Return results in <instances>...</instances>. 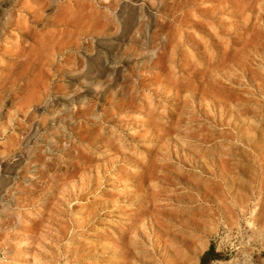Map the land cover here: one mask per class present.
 I'll return each mask as SVG.
<instances>
[{
  "label": "rangeland",
  "instance_id": "374dc122",
  "mask_svg": "<svg viewBox=\"0 0 264 264\" xmlns=\"http://www.w3.org/2000/svg\"><path fill=\"white\" fill-rule=\"evenodd\" d=\"M106 1L19 0L17 3L13 2L11 7L7 6L0 10V17L9 13L14 14V18L11 17L12 23L14 21L13 26L11 25L6 31V40L1 49L4 58L0 62V157L10 154L16 148V144L25 136L30 124L35 123L39 128L46 126L45 130L39 132L37 140L30 143V146L23 151L22 166L26 165L23 169V173L26 174L17 175L12 180L10 195L0 202V223L4 220L5 214H8V220H11L8 231H5L4 225L0 228V264H64L66 260L71 264H117L115 260L107 261L106 256L113 253V248L105 241L109 236L125 228L127 216L108 206L106 211L103 210L102 213L99 212L100 215L95 216L94 224L86 226L88 218L92 217V212L107 203H123L126 201V196L130 195L129 197L133 198L140 195L141 192H138L140 190L125 188V185L129 184L136 175V178L141 176L144 172L141 169L143 167L147 169L149 162L152 163L166 156L169 148L174 150L175 147H179L181 139L189 132L196 135L202 133L211 138L197 157L201 161H209L208 165H212L210 168L196 167L181 173L186 179V184L199 190L197 196L185 194L183 188L176 189L179 196L175 195V198L182 200V203L178 204L181 206L176 207L173 213L180 216L182 219L180 221L187 224L189 221L187 219L191 215L196 218L210 217L207 220H193L198 227L194 236L195 245L204 249L195 255L191 262L200 264L203 256L214 254L215 260L213 262L207 260L206 264L235 259L242 264H264V241L258 243L256 241L260 238L253 239L264 229V100L251 98L249 96L251 88L249 93V90L243 89L241 91L245 99L232 108L234 113L241 114L244 123L247 124L246 127L251 128L244 132L245 141L241 144L244 152L238 153V143L221 141L224 133L200 127V120L194 113H185L187 110L181 107V101L184 98L185 101L193 99L196 104L199 99L190 89L182 90L181 94L178 93L180 96L177 94L179 97L174 96L176 95L174 83L179 86L187 78L190 70H194L196 66L194 59L195 56L201 58L200 55L197 56L200 52L193 54V59L192 53L187 55L179 45L173 55L170 52L171 47L179 42L175 39L168 49L169 52L163 53L162 56H166L161 61L162 64L164 62L167 64L162 65L159 62L155 68L149 61L152 59L156 61L154 58L160 51L157 45L164 41L166 33L168 35L172 32L171 29L175 30V25L178 27L180 26L178 23H182L181 26L190 29L194 26H191V21L195 25L197 23L190 17L200 14L199 16L205 15L206 19H210L212 15L210 20L213 19L214 22L210 21V27L203 26L204 30L207 28L212 30L219 25L220 27L217 28L224 30L218 31L230 37L242 25L248 28V33L246 32L242 39H238L240 44L238 40L236 44L234 43L236 46L234 51H238V46L242 44L239 53L251 54L254 72L264 77V65L255 57L264 56V0H222L226 3L222 1L218 3V0H164V4L161 5L165 6L164 9L161 6V9L155 7L158 0H141L136 4L128 0L133 7L142 9L144 13H151L156 20L171 12L170 16H174L173 22L179 21L186 15L191 21L184 18L185 20L182 19L184 24L181 20L177 24L172 22L175 25L171 29L173 24H167L159 41L157 40L158 44L154 43L152 48L149 46L148 50L143 52L140 48L136 49L131 41L124 43L120 46L121 50L120 48L117 50L121 54L122 63H109L108 67L111 68L105 73L106 76L100 77L97 76L99 61L96 62L94 58L99 55L110 61L112 53L111 49L98 46L91 37L96 36L97 29L103 24L109 23L110 33L117 31V24L111 22V16L126 0H111V9L104 6ZM176 2L180 3L179 8ZM233 3L238 6H233ZM242 4L246 8L249 5L255 6L251 11L249 10V13L248 8L246 9ZM259 6L261 9H257L260 8ZM205 10L207 13L210 12L207 14ZM243 10L245 13L240 12ZM254 10L253 13L259 11L260 15L253 14ZM252 15L259 18L255 17V20ZM95 25L96 29H94ZM142 25L143 22L137 24L130 34V39L137 38ZM151 29L150 32L153 33L157 29V24L154 23ZM18 32L20 35L17 34ZM192 33L193 30L185 31L191 42L195 39ZM249 37H255L252 38L254 42L251 41L246 45L245 42L250 39ZM227 39H222L224 41L222 46L231 42L229 38ZM246 39L247 41H244ZM196 40L197 38L194 40L197 43L199 40ZM14 41L17 43L15 44ZM133 50L138 52V56L133 54ZM139 51L143 54L147 52L141 56ZM96 52L99 53L96 55ZM181 53L186 54V58L188 56L186 59V62L189 60L188 65L185 64V67L180 63ZM206 55L209 57L210 53ZM145 58L148 60H144ZM142 61H146L144 65L148 66V71L141 66L142 70L127 72L128 67L141 65ZM158 65L161 67L159 68ZM88 71L91 73L88 74ZM180 71L183 72V77L180 76ZM127 73L131 75L128 76ZM156 74L160 75L158 79L161 82L155 78L158 76H155ZM175 78L178 80L176 81ZM166 82L171 84L170 88ZM167 84L168 86H165ZM202 104L203 107L199 109L209 113L207 100ZM168 117L170 121L167 120ZM173 119L179 125L175 124ZM200 122L202 123V120ZM198 127L201 128L200 131H197ZM232 128H229L230 134L233 133ZM158 137L161 138L159 142ZM28 152L32 155L30 162L25 159ZM219 157L225 162L226 171L213 169ZM173 165L177 168L176 164ZM203 171L208 172L207 177L211 178L210 182L205 181ZM109 174L111 175L108 176ZM115 176L117 179L114 178ZM86 184L87 186L89 184V189ZM17 188L21 191L25 190L22 191L23 195L16 197L19 206L5 210V204L13 203V194L19 191ZM26 191L31 195L29 199ZM3 193L5 192H2V195ZM204 199L207 200L208 207H205ZM169 203L165 201L168 206L173 205V202ZM132 211L126 210L125 215L133 213ZM148 219L150 215L146 220ZM173 229L175 228L172 227ZM224 229L231 234L226 239L221 233ZM167 235L175 236L172 232ZM247 236L250 238L245 239ZM220 240H222L221 244H219ZM246 241L248 243H245ZM150 248V244H147L145 247L135 248V251L144 254L149 252ZM85 254H96L100 259L102 258L101 262L91 260L89 262L84 259L80 261L79 256ZM184 257L182 256V259Z\"/></svg>",
  "mask_w": 264,
  "mask_h": 264
},
{
  "label": "bare ground",
  "instance_id": "6f19581e",
  "mask_svg": "<svg viewBox=\"0 0 264 264\" xmlns=\"http://www.w3.org/2000/svg\"><path fill=\"white\" fill-rule=\"evenodd\" d=\"M129 1L135 2V4H136V3L140 2L141 0H129ZM163 1L164 0H158L155 4V7L157 9L158 8L161 9L160 6L162 4H164ZM221 1L222 0H218L217 2L219 3ZM13 2L15 3L16 1H14V0H11V1L10 0H0V10H3V8H5L7 6L11 7L13 5L12 4ZM17 2H19V0ZM111 2L112 1L110 0L109 2L105 3L104 6L107 9H109ZM178 2H176V3H178ZM228 2H230V1H228ZM40 3H41V1H40ZM40 3H38V4H40ZM223 3H226V2H223ZM230 3H232V2H230ZM179 4L180 3H178L177 6ZM220 4H222V3H220ZM244 4H246V3H244ZM132 5H131V3L129 4L128 0H126L125 2H122L121 6H119L117 12H115V13L113 12L114 14H113V16H111V18H112L111 22L113 21L117 24V31L116 32H114V33L109 32L110 25L108 23V25L107 24L106 25H104V24L100 25V29H97L98 31H96L97 32L96 36L94 35L95 37H91V38H94V40L93 39L92 40L95 41V43H97L98 46L111 49V53H112L110 61L105 60L106 58L104 59L103 57L97 55L99 52L98 53L96 52L97 56L95 58H94V56H92L94 59H96L95 60L96 62L99 61V67L97 68V76L98 75L100 77L104 76V75L106 76L105 73H107L109 71V69L111 68V67L110 68L108 67L109 63L117 64V63L121 62V60H122L120 58L121 54L117 50L124 43H128L131 41L135 45L136 49L140 48V49H142V52H143V50L145 51L149 46H150V48H152V46L155 45L154 43L158 44L159 38L162 35V31L164 29H166L165 27L167 26V24L171 25L175 22H176L175 24H177V22H179L180 20L184 24V21H182V19L183 20H185V19L190 20V18H191V20H193L192 18H194L196 20L194 22H197V23L195 25V24H193V21L190 20L192 22L191 26L194 25L193 28L190 27V29L184 28V25L181 26L182 23H178V24H180V26H178V27H176V25L173 24V26L170 27V29L174 28V25H175V28H174L175 30L173 31V29H171L172 32L171 33L169 32L168 35L166 33L164 41L159 42V44L157 45L160 47V51L158 50L159 53L157 51V53L159 55H156V57L154 56L155 57L154 59L156 61H154L153 59L149 60V61L151 62L153 67L156 68V64H159V62L164 60V57H166V56L162 57L163 53L169 52L168 49L170 48V46L172 45V43L174 42L175 39H178L176 41H179V42L175 43L176 45H173L171 47L170 52H172V53L175 52V49H177L179 47V45L181 46V48H183V50L186 52V54L192 53L191 56L193 57V59H194L193 54H197L200 52L199 54H197V56L200 55L201 58H196V56H195V59H194L195 63L194 64L196 66L193 65V66H195L194 70L193 71L190 70L191 72L188 73L189 75L187 74L188 75L187 78L184 79V81L181 84L179 83L180 84L179 86H177L178 84H175L176 82L174 83V86L176 85L175 86L176 87V89H175L176 95H174V96H177V94L180 92L182 93V90L188 91L190 89L191 93L193 92L194 95L197 96L199 99H198L197 103L194 104L195 101L193 102V99H192V101H190L189 99H186V101H185V98H184V100L181 101L182 102L181 107H184V109L187 110V111H185V113L186 114L194 113L196 115L197 119H199L200 121L202 120V123L199 121V123L201 124L200 127H207L208 129H212L213 131L224 133L225 135L222 137L221 141H223V142L234 141V142L238 143V148H237L238 153L244 152V150H243L244 148L241 147L242 146L241 144H243V142L245 141L244 140V132L245 131L247 132L251 128H250V126L246 127L247 124L244 123V121H243L244 119H242L241 114L240 113H234L232 111L233 110L232 108L233 107L235 108L242 100L245 99V96H243L244 94L242 93L243 91H241L243 89L249 90L248 91V93H249L250 88H251V92L249 93L250 94L249 96L251 98L258 99V100H264V91H263V89H264V77H261L260 74L258 75L256 73V71L254 72V69H253L254 63H253V61L251 62L252 55L249 53L247 55H245L243 52L239 53V50L241 49L239 47L242 46V44L240 46H238V48H237L238 51H234V50H236L235 44L237 43V40L242 39L243 36H245L246 32L249 31V30H247L248 28L244 27L245 25H242V27H240L239 30H237V31L234 30L235 32L234 33L232 32L233 34L231 33L233 35V37H231L232 35H230V37L229 36L227 37L226 35L221 34L219 32L220 30H222V29L219 30L217 28V27H220L219 25H217L216 27H214V25H213L214 28H212V30L211 29L207 30L208 28L207 29L205 28L206 30H204L203 26L204 27H206V26L210 27L211 26L210 21L213 20V19L210 20L212 18L211 14H210L211 17H210V15H208L210 17V19L208 18V16H207L208 19H206L205 15L199 16L200 14L189 18L188 15H186L187 13L185 12V15L189 19L186 18V16H184L185 19L181 18L179 21L176 20L175 22H173L174 16H170L171 12H169L168 9L167 10L169 12V15H165L161 18H158L159 20H156L153 17V15H151V13H148V12L144 13L142 11V9L138 10L137 8L133 7ZM205 5H208V4H205ZM171 6H173V5L171 4ZM177 6H174V7L177 8ZM230 6L232 7V4ZM233 6H235L234 3H233ZM237 6H235V7H237ZM243 6H245V5H243ZM254 6L249 5L247 7L248 11L249 10L251 11V9ZM161 7L163 8L165 6H161ZM217 7L220 8V6H217ZM178 8H179V6H178ZM245 8H246V6H245ZM255 8H257V7H255ZM203 9H205V8L203 7ZM241 9H243V7ZM257 9H261V7L257 8ZM245 10L240 11V12L243 13ZM250 11H249V13H250ZM160 12H161V10H160ZM204 12H206V10ZM216 12H218V11L216 10ZM253 12H255V10L252 11V13ZM260 12H261V10H260ZM195 13L197 14V12H195ZM211 13H212V11H211ZM220 13H221V11H220ZM249 13H246V14H248V16H250ZM31 14H30V16H31ZM165 14H167V13H165ZM191 14H193V13H191ZM191 14H190V16H192ZM253 14H255V13H253ZM258 14L260 15V13H258ZM12 15H11V13H9V15H3L2 17H0V62L4 58L3 55L1 54V52H2L1 49L3 47L2 45H4L3 44L4 41L6 40V36H5L6 31L14 23V21L12 23V20H11V17L14 18V14H12ZM252 16L254 17V15H252ZM217 17H219V16H217ZM32 18L34 19V16ZM109 18H106V19H109ZM256 18L258 19L259 16ZM256 18H255V20H256ZM260 19H262V17H260ZM94 20H96V19H94ZM187 20L185 23H187ZM49 21H48V23H49ZM246 21H248V20H246ZM101 22H103V21H101ZM140 22H143V25H142L141 31L137 35V38L135 40L130 39L131 38L130 34L132 33L133 30H135L137 24ZM213 22H214V20H213ZM154 23L157 24V29L154 30V32L152 33V32H150V29ZM247 23H249V22H247ZM89 24L90 23H88V25ZM92 24H94V23H92ZM47 26H49V25H47ZM188 26H190V25H188ZM87 27L88 26L86 25V28ZM86 28L84 27L85 30H86ZM153 28H155V27H153ZM201 28H203V30ZM94 29H96V25H95ZM94 29H93V31H94ZM111 29H112V27H111ZM249 29H250V25H249ZM151 30H153V29H151ZM186 30H193V33H192L193 36H192V34H189V35L195 39L197 38V40H199V41L197 43L194 41L195 39L194 40L192 39L195 43L193 41L192 42L189 41L188 40L189 37L187 36L188 34H185ZM225 30H227V29H225ZM11 31H13V30H11ZM14 32L16 33V31H14ZM17 34H19V32ZM94 34H95V31H94ZM92 36H93V33H92ZM257 36H259V35L257 34ZM255 37H256V35H255ZM255 37H252V38L254 39ZM223 38H226V39L229 38V40L231 42L225 43L224 46H222L224 43V41H222ZM252 38H250L248 41H247V39L244 40V41H247V42H245V43H247L246 45H248L251 41H252V43L254 42ZM23 39H24V37H23ZM80 40H82V39H80ZM256 40H257V38H256ZM14 43L16 44L17 42L14 41ZM238 43H239V40H238ZM157 49H159V48H157ZM120 50H121V48H120ZM116 51H117V53H116ZM243 51H244V49H243ZM181 52H182V50H181ZM137 53H138L137 51H134L133 54L138 56ZM139 53H140V55L143 54L140 51H139ZM206 53L207 54L210 53V56L207 57ZM174 54L175 53H173V55ZM181 54H182V56L179 55V57L182 60L180 63H181V65H184V67H185V64L188 65L187 62L189 60L186 62V59H188V56L186 58V54L185 55L183 53H181ZM13 55H14V59H15V57H16L15 53ZM255 57H256V60L261 61V63L264 65V56L263 55H257ZM161 58H163V59H161ZM97 59H99V60H97ZM137 60H139V59H137ZM144 60H148V58L147 59L145 58ZM173 61H174V59H173ZM145 62L146 61H142L141 65L135 64V65H137L135 67H128L127 72L133 73L134 71H136L138 69L142 70L144 67H145L144 69H146V71H148L149 70V69H147L148 66L146 67V65H144ZM138 63H139V61H138ZM90 64L92 65V63H90ZM161 64H162V62H161ZM165 64H167V63H165ZM178 64H176V66ZM173 65H175V63H173ZM141 66H143V68ZM165 66H168V65H165ZM179 66H180V64H179ZM179 66L177 68H179ZM190 66H192V65H190ZM158 67H159V65H158ZM184 67L182 66L183 69H184ZM174 69H176V68H174ZM191 69H193V68H191ZM164 70H165V67H164ZM90 71H91V69H90ZM165 71H164V73H165ZM178 71L176 70V72H178ZM90 73L91 72L88 71V74H90ZM128 73L126 75H128ZM154 73H156V72H154ZM186 73L184 75H186ZM158 74H156L155 76H157ZM130 75H128V76H130ZM182 75H183V72H181L180 76H182ZM159 76L160 75L155 77V78H157V81L158 80L160 81V79H158ZM180 76H179V79L181 78ZM171 77H173V76H171ZM164 79L166 80V78H164ZM167 79H168V77H167ZM170 79L172 80L173 78H170ZM175 80H176V78H175ZM166 83H168V82H166ZM138 84H141V83L138 82ZM168 84L165 86H168ZM141 85H143V84H141ZM165 86H163V87H165ZM170 86H171V84H169V88H170ZM148 88L149 87H147V89ZM165 88H167V87H165ZM174 88H173V92H174ZM144 89H146V87ZM148 90H150V88ZM172 94H174V93H172ZM179 96H177V97H179ZM177 97H175V98H177ZM204 100H207L206 106L209 109V113H206V111L200 110L201 109L200 107H203L202 105H204V104H202V102ZM181 102H180V104H181ZM183 104H184V106H183ZM182 110H183V108H182ZM191 115H188V116H191ZM179 116H181V114ZM167 120H169V117ZM181 120H182V117H181ZM173 121H174V119H173ZM178 121H180V118ZM177 123L175 122V124H177ZM180 123H182V122H180ZM189 123H190V121H189ZM175 124H174V126H175ZM177 125H179V124H177ZM180 126H178V127H180ZM231 127H233L232 128V130H233L232 134H230V131H229V128H231ZM45 128H46V126H42V128H39V126L35 123L30 124L28 126L27 132L25 133V136L21 139V141H19L18 144H16V148L14 150H12L10 152V154H4V156L0 157V202L4 201L5 198L8 195H10V193L12 191V188H11V183L13 182L12 180L14 178H16L17 175L22 176L23 174H26V173H23V169L26 167V165L24 167L22 166V164L24 162L23 151L26 147L30 146L29 145L30 143L37 140V138L39 136L38 135L39 132L41 130H45ZM173 129H174V127H173ZM200 130H201V128L198 127L197 131H200ZM166 131L168 132V130H166ZM171 131H172V129H171ZM171 131H169V132L171 133ZM173 132H174V130H173ZM153 133H155V132L153 131ZM164 133H166V132H163V134ZM257 136L259 137V135H257ZM160 137H158L159 138L158 142L161 139ZM155 140H157V139H155ZM210 140H211L210 137H207L202 133H200L199 135H196L195 133H192V132L187 133V135L185 137H183V139H181L180 143L179 144L177 143L179 147H175L174 150H170V148H169V150H167V153L165 154L166 156H162L161 158L157 157L158 158L157 160L152 161V163L149 162L150 165H149V167H147V169H144L146 167H143V169H141V171L142 170L144 171L143 174L141 175V172H139V175H141V176L136 178L137 177V175H136L135 178L133 180H131L129 184L125 185L126 187L124 186L125 188H127V187H132L134 189L136 188V189L140 190V191H138V190L137 191L141 192V194L145 193L144 195L140 194V195L134 196L133 198H130L129 197L130 195L126 196L125 199H126V201H129V202L124 201L123 203L121 202L118 204L107 203V205L105 204V205L101 206L99 209H97L91 213L92 217L88 218L86 226L92 225V223L95 219V216L97 217L98 215H100L99 212L102 213L103 210L108 208V206H110V207L112 206L114 208V210H118L121 212L122 215L127 216L125 228L120 229L114 235L109 236L108 240L105 241L110 247L113 248V253L111 255L106 256L108 262L115 260V261H117V264H196L195 262H191V261L193 260L194 256L197 255L198 253H200V251H202L204 248H198L195 245L194 236L197 234L198 227H197V225H195L193 220H207L210 217L204 216V217L196 218V216L191 215L190 217H188L187 220H189V221L186 224V223H183L182 221H180L182 219L180 218V216L178 214L173 213V210H175L176 207L181 206L178 204L182 203V200L175 198L176 197L175 195L179 196L176 189H182L183 188L184 189L183 192L187 195H191V196H197L198 195L199 190H196L195 187H193L192 185L190 186V185L186 184L185 183L186 179L183 178L181 173L183 171H185L187 169H191V168L200 167V169H201L204 166L209 167V168H210V166H212V165H208L210 163L209 161H201L197 157L198 156L197 154L200 151H202L203 148H205V146L208 144V142ZM158 142L156 144H158ZM163 145H165V144H163ZM186 151H188V152H186ZM182 152H184V153H182ZM31 156H32L31 152H28L26 154L25 159L27 160V162H30L32 160ZM173 164H176L177 168L176 167L174 168ZM225 167H226L225 162L223 161V159L221 157H219L218 161H217V165L213 169L218 168L217 170L222 172L223 170L226 171ZM180 170H181V172H180ZM203 172L205 175L204 176L205 181L210 182L211 178L209 176L207 177L208 172H206V173H205V171H203ZM110 175L111 174H109L108 176H110ZM102 176H100V177H102ZM105 177L106 176H104V178ZM114 178L117 179V176H115ZM201 178L203 179V177H201ZM98 179H100V178H98ZM199 182H200V180H199ZM86 186H87V184H86ZM88 186H89V184H88ZM88 186H87V188L89 189ZM17 189L19 191L14 192L13 203L9 204V205H8V203L5 204V210L14 209L13 207L19 206V202H17L18 199L16 197L23 195V192L25 190L23 189L22 190L23 192H22L19 188H17ZM2 192H5V193H3V195H2ZM27 192L28 191H26V195H27V198L29 199V196H31V195L28 194ZM203 192H205V191H203ZM165 201H167V202L169 201L170 203L173 202L172 203L173 205H169V206H173L174 208L173 209H172V207L169 208V206L167 205L168 203L165 204ZM204 201H205V207H208L207 200L204 199ZM127 208H129L130 210H133L132 211L133 213H130V214L128 213L127 215H125L126 210H129ZM11 212H13V211H11ZM148 215H150V219L146 220ZM7 216H8V214H5L4 220L0 223V228L3 227L1 225L6 226L5 231L9 230V228H10L9 222L11 221V220H8L9 218ZM136 226H138V227H136ZM172 227L175 229L172 230ZM170 232H172L173 235H175V236H168L167 233L170 234ZM247 238H250V236L245 237V239H247ZM254 238L255 239L260 238L259 240L257 239L258 241H256L258 243H261V241H264V229L259 234L255 235L253 237V239ZM251 242H253V240ZM245 243H248V241H246ZM147 244H150V246H151L149 252L142 254L141 252L135 251L136 250L135 248L141 247V246L145 247V245H147ZM109 252H111V251H109ZM106 254H108V253H106ZM77 256H78V254H77ZM182 256H185L184 259H182ZM78 259L79 260L80 259L88 260L89 262H91V261L92 262L93 261L101 262L102 258L100 259V256H98L96 254H94V255L85 254V255H80ZM64 264H71V263L66 260L64 262ZM216 264H242V263H240L237 259H235V260L225 261V262L218 261V262H216Z\"/></svg>",
  "mask_w": 264,
  "mask_h": 264
},
{
  "label": "trees",
  "instance_id": "16d2710c",
  "mask_svg": "<svg viewBox=\"0 0 264 264\" xmlns=\"http://www.w3.org/2000/svg\"><path fill=\"white\" fill-rule=\"evenodd\" d=\"M208 260V262H211L213 260H215V255L214 254H206V256H203L200 259V264H206V261Z\"/></svg>",
  "mask_w": 264,
  "mask_h": 264
},
{
  "label": "built area",
  "instance_id": "2783aa9c",
  "mask_svg": "<svg viewBox=\"0 0 264 264\" xmlns=\"http://www.w3.org/2000/svg\"><path fill=\"white\" fill-rule=\"evenodd\" d=\"M221 233L224 235V239H226V237L228 238L229 236H231V234L227 232L225 229ZM221 243H222V240L219 241V244Z\"/></svg>",
  "mask_w": 264,
  "mask_h": 264
},
{
  "label": "crops",
  "instance_id": "0c3cea01",
  "mask_svg": "<svg viewBox=\"0 0 264 264\" xmlns=\"http://www.w3.org/2000/svg\"><path fill=\"white\" fill-rule=\"evenodd\" d=\"M211 262H213V261H211Z\"/></svg>",
  "mask_w": 264,
  "mask_h": 264
}]
</instances>
